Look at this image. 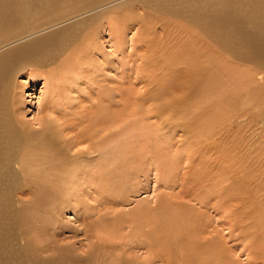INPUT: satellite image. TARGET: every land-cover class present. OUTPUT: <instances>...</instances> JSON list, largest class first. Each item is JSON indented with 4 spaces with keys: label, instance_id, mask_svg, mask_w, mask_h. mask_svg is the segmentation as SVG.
I'll list each match as a JSON object with an SVG mask.
<instances>
[{
    "label": "rangeland",
    "instance_id": "374dc122",
    "mask_svg": "<svg viewBox=\"0 0 264 264\" xmlns=\"http://www.w3.org/2000/svg\"><path fill=\"white\" fill-rule=\"evenodd\" d=\"M40 1V7L36 8L38 11L30 18L28 11L23 9L25 17H20V21L33 20L37 14H44L46 4L55 3L62 11L68 12L89 5L109 6L110 2L121 0H107L105 4L102 3L105 0ZM72 1L77 2L73 6L76 8L70 6ZM132 2V5L122 9L124 14L133 16L139 22L135 24L121 16L122 37L119 43L122 50L114 52L106 26L101 32L104 56L95 65L101 71L97 77L105 79L104 94L107 98L103 97L93 106L88 103L82 109L77 108L91 114L107 99L111 102L118 100V105L106 110L108 116H113L117 110L126 116L134 110L137 114L143 113L142 118L150 119V129L158 131V127L164 129L168 126L169 132L166 128V135L161 138L159 134L156 137L152 135L150 146L139 156L136 150L132 154H123L119 159L122 172L118 167L122 176L119 174L112 185L98 189L90 184L81 198L76 197L73 205L62 206L58 204L62 198L57 200L60 195L58 188L55 191L51 183L52 187L47 186L39 195L37 178L29 173L33 166L21 167L22 133L42 128V120H39L47 114L49 95L45 93L41 79L34 81L24 71L20 73L21 76L17 75V81L24 84L21 118H17L18 123L22 121L21 125L10 126V123L14 124L12 118L10 123L5 122L0 112V264H57L54 259L58 254L64 258L60 264L69 261L71 264H92L97 254L102 253L106 257L111 253L107 251L108 247L117 251L123 262L128 264H264V260L255 258L252 253L254 241L247 239L241 227L234 226L231 220L234 207L230 202L227 181L223 182L227 176L222 172L228 158L217 157L213 154L215 151L209 153L201 147L198 152L192 151L186 145L188 133L180 127L189 126L185 119L182 125L181 120H175L173 128L164 123L167 116L161 114L160 106L167 111L165 103L177 95L176 92L187 100V108H195L194 104L198 103L191 99L198 88L189 77V67L183 68L184 63L188 65L187 61L179 58L177 51L161 55L158 42L156 48L160 55L150 52L154 56L153 65H150L154 80L150 79L149 83L145 75L141 76L143 70L140 68L144 61L140 55L149 47L145 34L140 35L143 30L141 24L146 22V26L151 28L155 22L166 21L167 25L174 22L181 30V37L188 30L193 34L194 39L186 41L185 46L202 47L197 31L200 24L201 28L212 27L215 30V37L210 38L215 44L214 52L222 49L228 55L222 57L223 61L219 63L225 68L231 67L235 73L229 76L232 77L230 80L229 77L226 79V83L241 85L247 77L253 76L257 81L250 87L260 90V83H264V15L258 10L261 0ZM247 3L257 7L244 8ZM246 10L250 14L245 13ZM197 14L200 18L183 22L190 16L197 17ZM51 28L37 35L48 33L52 31ZM160 29L156 27V32L153 31L157 38L163 35L164 30ZM131 35L134 36L133 40L139 38L137 47L129 46ZM182 38H186V35ZM151 41L153 39L150 37V49L155 50ZM174 56L177 61L173 60ZM170 62L172 64L168 66ZM147 74L150 78L151 73L147 71ZM71 96L63 101L70 105L73 114L75 102L84 98L80 96V99L73 100ZM259 111L253 110L251 116H257ZM241 118L245 121L251 119ZM129 120L130 117H127L128 125ZM255 126H252V133L260 134ZM260 126H263V122ZM243 127L238 132L242 133L245 128L249 133L248 127ZM234 129L238 127L234 126ZM75 131L70 135L73 136ZM160 132L162 135L164 130ZM54 139L59 146H64L60 136ZM86 146L89 145L86 143L81 147ZM114 165H117V161H114ZM225 174L228 175V172ZM38 195L42 197L41 200L37 199ZM143 210L147 212L145 217L150 218L149 222L143 221L144 218L137 223L126 222L129 213ZM67 256L71 259L67 260Z\"/></svg>",
    "mask_w": 264,
    "mask_h": 264
},
{
    "label": "bare ground",
    "instance_id": "6f19581e",
    "mask_svg": "<svg viewBox=\"0 0 264 264\" xmlns=\"http://www.w3.org/2000/svg\"><path fill=\"white\" fill-rule=\"evenodd\" d=\"M50 1L53 3L56 0ZM79 1L81 0L77 2ZM106 1L102 3L105 4ZM132 1L134 0L113 1L108 4L109 6L102 4L105 7L99 4L92 7L89 5L90 9L86 6L73 7L77 2L72 1L73 4L70 6L76 9L68 12L62 11V8L55 6V3L46 4L44 14H37L33 20H29L30 16L38 11L36 8L40 7V0L22 2L0 0L1 118L8 123L12 118L14 124L10 123V126H20L22 123V121L18 123L17 118H21L20 106L24 84L17 81V75L24 71L27 77H32L34 81L38 79L43 81L45 93L49 95L47 114L44 119L38 118L39 121L42 120L40 130L22 133L24 141L20 163L21 167L33 166L29 169V173H33L37 178L39 195L47 186L53 185L55 191L56 188L60 190L57 200L62 198L58 201L62 206L73 205L76 197L81 198L90 184L97 186L98 189L112 185V181L122 172L119 159L123 154H132L136 150L139 156L150 146L152 135L156 137L155 135L159 134L161 138L166 135V128L169 132L168 126L164 129L158 127V131L150 129V119L142 118L143 113L137 114L134 110L126 116L120 114L119 110L113 116H108L106 110L118 105V100L111 102L107 99L91 114L89 111L84 113L79 110L88 103L92 106L98 104L105 97V79L97 77L101 71L95 65V62L104 56L101 32L106 26L107 36L114 48L112 49L114 52L122 50V44L119 43L122 37L121 16L135 24L139 22L132 18L133 16L124 14L122 9L132 5ZM247 4H244V8L257 7L252 3ZM23 9L28 11L29 18L20 21V17H25ZM258 10L264 15V0H261ZM245 13L250 14V11L246 10ZM198 18L200 16L197 14V17L190 16L183 22ZM171 24L167 25L166 21H159L151 28L146 26V22L141 24L143 30L140 35L145 34L149 45L140 55L144 60L140 66L143 70L141 76L145 75L149 83L150 79L154 80V71L150 70L154 56L150 55V52L163 55L169 51H177L179 58L187 61L188 65L184 63L183 68L189 67L187 68L189 77L198 88L192 96L194 98L191 99L198 103L194 104L195 108L189 109L186 107L187 100L182 99L176 92L177 95L169 98L165 103L168 112L160 106L161 114L165 113L167 116L166 118L163 116L166 120L164 123L173 128L175 120H181L182 125L185 119L189 126L180 127L188 133L189 139L186 145L192 151L198 152L201 147L209 153L215 151L213 154L217 157L228 158L222 172L227 176L223 182L227 181L230 202L234 207V218L232 215L231 220L234 226L241 227L247 239L254 241L253 248L250 245L254 257L264 260V83H260V90L251 88L250 85L257 81L252 76L247 77L241 85L227 84L226 79L235 73L231 67L225 68L219 65L223 61L222 57L228 55L222 49H216L218 52H214L215 44L210 38L215 37V30L212 27L201 28L199 24L197 31H199V39L202 40V47L197 45L188 47L185 46L186 41L194 39L191 31L183 32L182 37L186 35V38H182L179 26L174 22ZM51 27L56 29L53 30ZM156 27L164 30L161 38L153 35ZM48 28L52 31L37 35L41 31H47ZM28 37L30 38L26 39ZM133 37L130 36L129 46L137 47L139 38L133 40ZM150 37L153 39L151 46L155 50L150 49ZM22 39L26 40L12 46ZM158 42L161 47L160 54L156 48ZM223 50L225 51V48ZM173 60L177 61L176 56ZM171 64L170 62L168 66ZM147 71L151 73L150 78ZM168 72L170 75L171 71ZM231 78L229 77L228 80ZM70 95L73 100L80 99V96L84 98L75 102L76 108L73 114L70 112L72 111L70 105L63 101L69 99ZM256 109L260 110L257 116H251ZM78 110L79 113L76 115ZM188 115L191 117H187ZM241 116L251 119L245 121ZM127 117L131 119L129 125L126 123ZM262 122L263 126H260ZM26 124L31 126L29 123ZM194 124L200 126H193ZM66 126H74V128ZM79 126L81 128L78 130ZM234 126L238 129H234ZM241 126L248 127L249 133L244 127L242 133L238 132ZM252 126L261 133H252L254 130ZM163 130L161 135L160 131ZM73 131L75 133L71 136ZM56 136H60L64 146L56 143L54 139ZM57 140L60 142L59 139ZM86 143L89 146L82 148L81 146ZM114 161H117V165L113 166ZM220 166L222 167V164ZM227 172L228 175L225 174ZM39 195L37 199L41 200L42 197ZM146 213L145 210L129 213L126 222L137 223L141 218L145 219H142L143 221H148L150 218L145 217ZM107 251L111 253L106 257L102 253L97 254L92 264H128L123 262L122 256L117 251L109 247ZM63 259V255L58 254L54 260L60 264ZM68 259L71 258L67 256Z\"/></svg>",
    "mask_w": 264,
    "mask_h": 264
}]
</instances>
